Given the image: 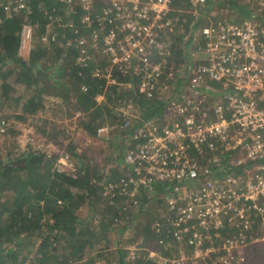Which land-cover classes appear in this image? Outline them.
Segmentation results:
<instances>
[{
  "label": "trees",
  "instance_id": "1",
  "mask_svg": "<svg viewBox=\"0 0 264 264\" xmlns=\"http://www.w3.org/2000/svg\"><path fill=\"white\" fill-rule=\"evenodd\" d=\"M84 4L83 0H0V113L12 111L24 121L58 106L57 115L63 119L78 116V126L89 137L96 138L100 128L109 127L103 139L118 153L112 155L114 168L107 163L100 169L85 152L78 153V145L71 144L65 156L76 159V168L66 172L56 166L58 156L43 150L29 148L20 156L6 158L0 150V264H159V260L144 263L142 259L149 258L151 249H159L166 230H170L173 216L167 217L168 213L159 222L163 234L156 232L154 222L159 220L154 221L153 210L157 202L162 203L165 197L168 200L176 183L136 185L145 170L138 173L127 157L145 141H136L135 134L147 122L159 124L170 99L162 92L150 97L143 90L148 74L143 62L135 59L113 64L109 52L102 62L84 58L83 51L90 54L94 48L80 42L92 43L108 5L94 0L86 11ZM87 14L91 16L89 24L84 22ZM180 19L178 32L161 33L170 54H160L158 48L149 50V62L163 65L158 85L173 84L166 74L185 69L195 59L197 47L192 39L201 23L190 31L192 18L182 15ZM26 26L32 31V48L29 54L21 55ZM99 44L105 48L103 41ZM109 73L114 84L108 83ZM175 76L179 78L177 73ZM11 77L14 84L33 95L16 96ZM51 97L56 100L53 106L48 100ZM99 97L104 100L99 102ZM121 107L131 113L125 114ZM3 121L6 125L0 115V126ZM42 122L39 130L43 138L57 143L64 132L58 127L50 131L51 121ZM221 157L223 162L232 160L225 153ZM120 183L137 194L120 195ZM111 185L115 194L107 199L105 192ZM82 206L91 210L87 219L78 216ZM251 217L248 242L261 238L264 228L257 213L251 212ZM233 231L228 228L226 235ZM221 233L224 236L225 228ZM133 245L145 248H141V258H132L129 248ZM246 254L242 264H264V243L249 245ZM162 255L170 257L166 250Z\"/></svg>",
  "mask_w": 264,
  "mask_h": 264
},
{
  "label": "built area",
  "instance_id": "2",
  "mask_svg": "<svg viewBox=\"0 0 264 264\" xmlns=\"http://www.w3.org/2000/svg\"><path fill=\"white\" fill-rule=\"evenodd\" d=\"M101 1L108 5L99 22L100 32H94V39L110 47L114 64H128L135 59L144 63L148 74L142 87L150 97L163 86L158 85L163 65L149 62V50L158 48L160 54H170L161 41V33L178 32L180 16L192 18L190 31L197 22L201 23L196 27L193 45L197 47L195 56L204 58H195L180 73L176 72L179 82L173 88L169 86L173 96L177 95L179 86L187 90L186 94H178L182 104L174 97L172 104L174 109L180 110L178 115H186L184 121L164 132L155 122L145 123L135 134V140L144 139V143L137 151L128 152L127 157L138 173L145 170L146 178L140 180L143 185L169 181L176 183L173 188L189 189L183 194L179 189L175 193L172 190L167 215L173 216L170 233L179 242L185 239L195 250L186 261L191 264L244 263L246 248L256 244L254 238L247 241L248 232L253 229L251 212L257 213L264 224V26L251 21L241 25H225L219 21L214 25L209 16L207 22H202L205 7L212 10L211 14L219 11L230 14L232 10L226 4L238 0ZM255 1L258 11L262 12L264 0ZM83 2L84 9L89 11L94 0ZM84 22H91L89 14ZM25 36L32 37L30 28L24 30ZM176 73L166 75L175 81ZM206 79L224 83L227 91L226 106L215 108L214 121L207 120L210 108L202 110L198 102L187 97L189 93L201 95L204 103L207 93L213 94L204 84ZM123 109L120 108L122 112ZM194 113L201 114L202 120L197 121ZM4 125L3 121L1 126ZM106 128H100L99 134H107ZM224 153L232 159L228 165L222 163ZM207 159L210 163L204 167ZM60 163L62 171L73 166L68 155L62 157ZM219 168L224 172L217 174ZM242 170H245L244 175L235 173ZM218 176L222 177L221 181L214 178ZM114 187L111 185L109 191ZM123 189L126 190V186ZM223 221L234 231L228 235L225 252L217 255L220 248L212 231L222 226Z\"/></svg>",
  "mask_w": 264,
  "mask_h": 264
},
{
  "label": "rangeland",
  "instance_id": "3",
  "mask_svg": "<svg viewBox=\"0 0 264 264\" xmlns=\"http://www.w3.org/2000/svg\"><path fill=\"white\" fill-rule=\"evenodd\" d=\"M23 6L24 5H20V7H23ZM226 6L231 8L232 12L230 14H225V13H222L220 11L217 13L211 14L212 10H210L209 7H205L204 8V15L202 16V22L203 23L207 22L208 21L207 16H209L214 21L213 22L214 25H216L219 21L225 23V25H227V24L241 25L245 21H251L254 24L260 23L264 26V10L262 12L258 11L259 6L255 0H238V2H236V3H233V2L228 3V4H226ZM6 10H9V12L11 11L10 8L6 9ZM26 28H30V27L26 26L24 28V30ZM51 29L52 28H50V30ZM24 30L22 33L23 40H22V44H21L22 45L21 55L29 54L31 51V48H32L31 38H27V36L24 37ZM96 31H98V30H96ZM98 32H100V30ZM183 35L184 34H182V36ZM83 41H84V44H82V43H80V44L85 45V46L89 45L90 47L94 48L93 52L90 54L87 53V50L83 51V54L86 55L84 57L86 60H98V61L102 62L104 60V56H105L106 52L110 53V47H107V46H105V48L101 47V44H99V41H102V40H100V39H94L91 44H85L86 40H83ZM192 41H193V39H192ZM197 42H195V43H197ZM103 49H105V51ZM199 57L204 58L203 55L194 56V58H199ZM112 59H113V57H112ZM79 61H82L81 58ZM113 64H114V62H113ZM180 71L181 70H178L177 72L180 73ZM14 79H15L14 77H11L10 81H11V84H12L14 90H15L14 94L16 96H23V97L27 98V97H31L33 95L32 92L30 90L27 91L24 86L14 84ZM107 79H108V83H113V84L115 83L111 78V73L107 74ZM175 81L173 84L165 82L162 84L164 87L161 86L160 89L157 90L158 94L162 92V96L163 95L166 96L165 98L167 100L170 99V101L168 102L167 107H166V114L163 115L158 120L159 121L158 126L161 127L163 132L166 130H169V129L173 130L174 126L178 122L182 123L184 121V116H186V115H184V116L178 115V112L180 110L174 109V106H172V104L174 103L173 97H174V99L181 101V104L183 103L181 100V97L177 94L178 92L185 93V94L187 93V90L184 89L185 87L179 86L177 89V92H176L177 95L173 96L172 91L170 90V87L173 88L174 87L173 85L175 83L179 82V78H177V80H175ZM1 82H3V81H1ZM1 82H0V84H1ZM204 84L206 87H208V90H211L213 93V94H208L209 92L207 93V99L204 103L202 102L203 97L201 95H194L192 93H189L187 97L198 102L201 105L202 110H207L208 108H210L211 110L209 112V117L207 120H213L214 121V120H216V116L214 113L215 108L218 105H223L224 107L226 106L225 96H226L227 91L225 90L224 83H222V82L210 81L209 79H206ZM177 86H178V84L175 87H177ZM165 89H167V90H165ZM168 89L171 92H169ZM204 92L206 93V90H204ZM48 100L51 101L52 106H53L52 103H54L56 101L53 97L48 98ZM103 100H104L103 97L98 98L99 102H101ZM50 101H48V102H50ZM46 103H47V101H46ZM48 105L50 106L49 103H48ZM50 108L51 109L47 110L45 115H41V113H40L38 116L27 117V119L24 121L19 120L18 115L17 114L15 115V113L12 111H10V112L6 111L5 113H2V112L0 113V115L4 116V118L7 121L6 125L0 126V150H1V154H2L3 158L20 156V155H22V153L27 151V149H29V148H32L33 150L39 149V150L45 151L49 156H54V155L58 156V159H57L58 161H56V166H58V168L60 169L61 168L60 166H62V163H60V161H62V157L65 156V153H66L65 150L71 144H74V145L79 146L77 148L78 153L85 152L84 154L90 160H92L93 165H97L100 169H102V168L106 167L107 163H109L110 164L109 168H114L115 165L112 164L113 160H114L112 158V155H114V152H115V154H118V153L115 151V149H116L115 147H112L109 142H107L106 140L103 139L104 135H106L105 133H103L101 135L99 134L98 137H96V138L89 137L85 133V131H83L78 126V121H77L78 116L71 118V119H67V118L63 119V118H61L60 115H57V114H60L58 106H55V107L50 106ZM172 109H173V111H169ZM123 111L131 113L126 108L123 109ZM187 115H189V114H187ZM193 115L197 121L202 120L201 114L194 113ZM36 118H37V120H36ZM42 119L51 121L50 131L52 130L53 127H58L60 131L64 132V134L61 137H59L57 143H55V144L48 143L47 139L43 138V135H41L39 127L41 125H44V123H45V122H42ZM1 125H2V123H1ZM106 129H108V131H110L109 127H107ZM75 161H76V159H72V165L73 166L72 167H66L67 168L66 172L75 171V168H76L75 167L76 166ZM209 163H210V161L207 159L203 163V166L205 167V165H207ZM222 163H223V165H228V164H230V161L226 160V162L222 161ZM212 166L221 167L218 164H216V165L213 164ZM216 172H217V174H219V173H222L224 171H222V169L219 168L216 170ZM235 173H233V174L236 175ZM237 173L244 175L245 170H242L241 172L237 171ZM236 176H239V175H236ZM145 178H146V175L140 176L138 178V180L135 181V182H138V183H136V185H143L140 182V180H144ZM214 178H218L217 180H219V181H221V179H222L221 176L214 177ZM243 181L244 180H242L240 182H243ZM118 187L120 188V195H122V196H126L128 192H129V195H131V196H134L135 194H137V190L127 191V189L126 190L123 189L122 183H120L118 185ZM178 189H179L180 194H183L185 191H187V192L189 191V189H182L180 187H177V188H173V190H175L174 193ZM105 193H106L105 196L107 197V199H112L114 197V194H115L113 191H109V190H107ZM166 199L167 198L165 197L164 200L162 201V203L157 202L156 207L153 210L155 213L152 212L154 214V215L152 214L154 221L156 218H157L156 220H159L157 223L154 222V225L156 224L155 225L156 227H154V228H157L156 232H159V234H163V227H161V225H159V222L162 221L161 216H166L170 210V207L168 206L169 200H166ZM90 211L91 210L88 207L82 206L78 211V216L81 219H87L90 216ZM226 225H227L226 221H223L222 226H219L217 229H214V231H212V236L215 237V239L217 241V245L220 248L219 253L217 255H222V253L225 252L223 250V248H225V242L229 237L228 235H226V233H227L228 228H230L229 226H226ZM224 228H225V233L223 236L221 232L224 230ZM169 232H170V230L167 229L166 230V236L164 237L162 243L159 246L160 250L159 249L158 250L157 249L156 250L151 249L149 252V258L147 256L143 257L142 261L144 263L146 261H148V259H150L152 261L159 260V262H158L159 264H191V262L186 261V259H187V256L192 255V252L195 253V250L193 251V248H191V246L189 245V242H187L185 239H183L182 241L179 242L173 236L174 234L169 235ZM171 232H174V230ZM260 234H261V238L259 239V241H257V239L259 237H254V243H257V242H261L262 244L264 243V240L262 239V237L264 236V232H260ZM261 239H262V241H260ZM115 247H113V248H115ZM99 248H101V247H98L97 249H99ZM141 248H143V247H140V248L134 247V245L131 246V248H129L131 251H133L131 253L132 258L138 259V258L142 257V253H141L142 249ZM137 249H139V250H137ZM143 249H145V248H143ZM164 250H166L170 254V257L162 255ZM113 252H117V250L114 249ZM116 255H117V253H116ZM112 259H115V258H112ZM99 264H100V262H99Z\"/></svg>",
  "mask_w": 264,
  "mask_h": 264
}]
</instances>
